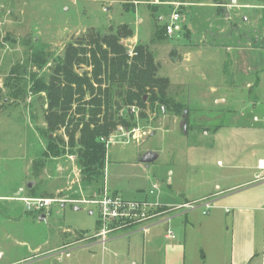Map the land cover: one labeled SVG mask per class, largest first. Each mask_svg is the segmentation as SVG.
<instances>
[{
	"label": "rangeland",
	"instance_id": "obj_1",
	"mask_svg": "<svg viewBox=\"0 0 264 264\" xmlns=\"http://www.w3.org/2000/svg\"><path fill=\"white\" fill-rule=\"evenodd\" d=\"M232 1L264 2L0 0V264H132L133 261L140 264L143 252L140 230L105 243L104 249L85 247L91 240L88 237L97 230V208L87 201L101 192L97 184L80 181L75 154L68 147L59 156H50L46 151L47 138L37 130L45 127L44 107L42 99L29 92L30 76L47 79L53 59L63 54L68 42L86 34H104L125 25L131 34L121 39L122 45L130 55L138 44L152 52L157 75L169 80L168 95L182 106L178 113L164 107L145 108L144 118L138 117L140 109L135 106L133 111V107L122 110L123 114H133L136 124L117 128L106 142L104 174L99 185L103 190L105 187L125 200L142 201L146 194L153 202L157 196L165 198L175 189L211 188L221 171L217 161L221 160L225 166L224 152L229 149L233 150L238 165L251 164L249 160H238L246 156L243 141L247 138L259 142L262 149L259 155L264 156V44H246L241 37V42L204 44L212 42L207 35L216 32V36L222 28L211 26L214 12L225 25L224 30L233 22L231 30L235 28L239 35L246 29L255 34V28L264 35V8L258 10L257 27L244 26L242 14L249 11H236ZM124 3L129 5L125 7ZM173 12L180 16L174 23V31L151 41L156 29L171 22ZM228 46L244 49L232 51L226 49ZM16 65L13 80L9 75ZM84 69L89 68L83 65L76 68L78 72ZM257 77L258 87L248 89L245 84L253 83ZM212 82L221 84L218 94L225 102L213 100L208 88ZM13 90L20 91V95L14 98ZM250 103H257L256 108ZM183 109L188 111L186 132L181 128ZM254 115L259 121H253ZM218 123L242 125L245 129L225 125L215 135ZM247 128L255 130L254 133L247 134ZM56 134L67 140L64 128ZM149 151H156L158 158L147 164L139 162ZM39 158H45L46 163L40 174L33 176L31 162ZM172 177L173 182H169ZM27 182L35 188V197H40L43 191L61 192L56 197L62 201H53L42 211H26L24 201L5 199L4 196H17L18 184L25 193ZM12 207L18 208L21 218H16L18 212L13 210L14 219L8 220ZM196 212L201 215L200 209ZM181 218L170 223L175 239L163 238V242L178 240ZM81 230L87 231L82 234L87 237L84 240L78 234ZM129 231V228L119 230L110 237ZM61 243L67 244L58 247ZM198 247L190 237L187 255ZM147 251L151 252L150 245Z\"/></svg>",
	"mask_w": 264,
	"mask_h": 264
},
{
	"label": "trees",
	"instance_id": "obj_2",
	"mask_svg": "<svg viewBox=\"0 0 264 264\" xmlns=\"http://www.w3.org/2000/svg\"><path fill=\"white\" fill-rule=\"evenodd\" d=\"M165 33L164 24L156 29L151 41L164 38ZM130 34L125 25L104 34H86L66 44L63 54L53 59L47 79L30 76L29 92L41 98L44 107L45 127L37 130L47 138V153L59 156L68 147L75 154L80 181L97 184L99 192L103 191L99 185L104 174L106 142L119 126L136 124L133 114H123L122 110L135 106L140 109L138 117L144 118L145 108L164 107L177 113L182 108L168 95L167 77L157 75L152 52L138 44L130 55L121 44V39ZM82 65L89 69L78 72L76 68ZM17 68L12 66L10 70L13 80ZM19 92L13 90L11 95L16 98ZM183 110L187 121L188 111ZM60 128H64L67 140L56 134ZM45 163V158L31 162L33 176L40 174ZM27 190L31 196L36 194L34 187ZM39 195L54 196L45 191ZM78 234L82 238L83 232Z\"/></svg>",
	"mask_w": 264,
	"mask_h": 264
},
{
	"label": "crops",
	"instance_id": "obj_3",
	"mask_svg": "<svg viewBox=\"0 0 264 264\" xmlns=\"http://www.w3.org/2000/svg\"><path fill=\"white\" fill-rule=\"evenodd\" d=\"M231 5H234L236 11L242 12L245 11V9L249 11L247 14H242L241 19L244 21V26L250 27L255 25L254 27H257L256 24L259 22L260 18L258 10L264 8V2L253 4L249 2L232 1ZM210 18H212L211 21L214 22L213 25H211L212 27L218 26L221 28L222 26V28L216 35L218 39H215L216 32H214L207 35L208 39H211L212 42L208 41L204 44H229L225 42L230 40L241 42V39H239L240 37L246 44H264V35L259 28H255V34H253L250 29H246L245 32L239 35L237 31L234 30L235 28L231 30L233 26L231 24H233V22H230L227 30H224L223 27L225 25L223 26L222 23L219 22L217 12H214ZM226 49L238 51L244 48L228 46ZM258 80L259 78L257 77L253 83L248 82L245 85L251 90L252 87H258ZM220 85L221 84L218 82H212L208 87L210 95L213 97V100H215V103L226 101V99L220 98L221 96L218 94L219 87H221ZM256 104L257 103H250L254 108H256ZM253 121H259L256 115L253 116ZM225 125L232 126L226 123H218L214 127V134L217 135ZM234 126L235 128L245 129V126L242 125ZM234 126H232V128ZM254 131L253 129L247 128L246 133L253 134ZM257 143L259 142H257L256 139H245L243 141V146L245 147L246 156L238 158L240 162H248L249 160L251 164L243 166L238 165L236 157L233 158V150L229 149L225 151L224 158L226 160V165L224 166L221 160L217 161L221 171L214 178L211 188L209 187L198 191H189L187 188L182 190L175 189L172 190L171 194L165 197L166 199L159 195L153 202L150 201L151 199H148L146 194L143 196V199H141L142 201L161 205H178L187 202L201 201L206 198L211 199L213 205L205 214L200 210L203 216L199 215L196 209L181 215L182 224L179 222L180 225L178 226L179 238L174 242H163V238L166 240L175 239V237H166L164 233L166 227H170V223L180 216L173 218L168 223L153 222L145 230H140L143 233V252L139 262L140 264H187V261L188 264H264V167L258 166L259 161L264 162V156L259 155L262 149L258 147ZM262 144L264 145V140ZM153 153L157 155V159L158 153L156 151ZM169 182H173V177L169 179ZM27 183H25L26 187ZM156 186L157 185H155V187ZM17 188L18 191L15 192L17 196H4L5 199L23 201L21 198L31 196L28 194L27 190L29 187H27L25 193H23L22 185L18 184ZM48 193H52L54 196H43V198H56V195L59 194V192ZM164 194L163 192V196ZM33 197H35V195H33ZM12 208L11 210L9 209L8 220L11 221L14 219V213L12 214L13 210L18 212L15 213L16 218H21L22 213L19 212L18 208ZM76 209H78V207ZM27 210L26 208V211ZM27 213L25 214L26 216L29 215V213ZM90 213H92V211H90ZM97 224L96 219V228ZM195 231L196 234H192L191 236V232L195 233ZM80 232L85 233L87 231L81 230ZM136 232L137 231L132 232L129 235H134ZM93 235L89 236L90 238L88 237V239L91 240L85 245L86 248L93 249L101 246L102 249H104L105 243H111L125 237H109L105 243H101L99 237H93ZM190 237L195 244H199V247L187 255L186 248ZM86 238L82 237L81 240ZM66 244L67 243H61L58 247H62ZM147 245L151 246V252L147 251ZM128 255L130 256V249L128 250ZM132 264H136V261H133Z\"/></svg>",
	"mask_w": 264,
	"mask_h": 264
},
{
	"label": "built area",
	"instance_id": "obj_4",
	"mask_svg": "<svg viewBox=\"0 0 264 264\" xmlns=\"http://www.w3.org/2000/svg\"><path fill=\"white\" fill-rule=\"evenodd\" d=\"M179 17L178 12L172 13L171 22L165 24L166 34H171L174 31V23L179 20ZM131 109L133 111L134 107ZM118 129H121V126ZM258 166L264 167V162L259 161ZM21 199L25 202L28 210L36 211L53 201H62L58 197L43 198L29 196ZM87 203L94 204L97 208L98 224L93 237H99L101 243H105L116 231L129 228V232L113 237L126 236L137 230H145L153 222L168 223L173 218L181 216L190 210L200 209L205 214L213 205V201L208 198L178 205H161L147 201L125 200L116 193H109L105 188L98 197L87 201ZM164 234L168 238L174 237L170 227H166Z\"/></svg>",
	"mask_w": 264,
	"mask_h": 264
},
{
	"label": "water",
	"instance_id": "obj_5",
	"mask_svg": "<svg viewBox=\"0 0 264 264\" xmlns=\"http://www.w3.org/2000/svg\"><path fill=\"white\" fill-rule=\"evenodd\" d=\"M121 44H123V42H121ZM144 99H145V96H144ZM182 122H181V128L183 129V131L186 132V115H185V110H183L182 112ZM157 155L153 152H147L145 153L143 156H141V158L139 159V161L141 163H144V164H147L149 162H152L156 159ZM30 182L27 183V187H30ZM77 208V207H75Z\"/></svg>",
	"mask_w": 264,
	"mask_h": 264
}]
</instances>
